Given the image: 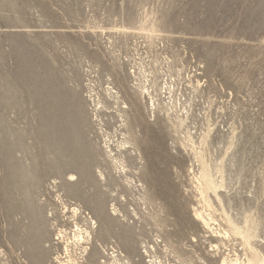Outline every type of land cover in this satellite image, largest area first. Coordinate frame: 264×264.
<instances>
[{
    "label": "rangeland",
    "instance_id": "1",
    "mask_svg": "<svg viewBox=\"0 0 264 264\" xmlns=\"http://www.w3.org/2000/svg\"><path fill=\"white\" fill-rule=\"evenodd\" d=\"M224 262L264 264V0H0V264Z\"/></svg>",
    "mask_w": 264,
    "mask_h": 264
},
{
    "label": "bare ground",
    "instance_id": "2",
    "mask_svg": "<svg viewBox=\"0 0 264 264\" xmlns=\"http://www.w3.org/2000/svg\"><path fill=\"white\" fill-rule=\"evenodd\" d=\"M75 170H77V168H74ZM65 173H70L69 174V180L70 181H75L77 178H76V174L74 173V171L70 170V169H66ZM96 197L97 199V196H94ZM107 203L105 202V200L101 199L99 202H98V208L96 209V215L97 216H100V218L102 219H105L104 218V215L105 213L107 212V207H106ZM200 217V215H198ZM93 225V224H92ZM222 264H226L225 262L222 263Z\"/></svg>",
    "mask_w": 264,
    "mask_h": 264
}]
</instances>
